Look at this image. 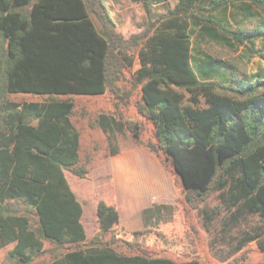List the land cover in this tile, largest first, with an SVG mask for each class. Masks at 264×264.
Segmentation results:
<instances>
[{
  "label": "trees",
  "instance_id": "16d2710c",
  "mask_svg": "<svg viewBox=\"0 0 264 264\" xmlns=\"http://www.w3.org/2000/svg\"><path fill=\"white\" fill-rule=\"evenodd\" d=\"M133 1L146 7L149 3ZM236 1L245 5V18L254 15L250 5L264 6V0H213L210 11ZM204 2L178 0L144 33L125 39L114 31L104 0H0V108L5 125L0 131V247L13 242L8 254L12 260L29 263L44 251L41 237L58 244L85 241L82 204L63 169L78 176L86 171L74 167L80 137L70 118L72 100L15 103L4 96L103 94L119 79L121 66H132L133 52L128 51L138 39L142 40L136 51L139 67L132 74L134 84L140 85L136 108L152 123L157 142L144 147L157 157L159 149L166 155L188 202L193 199L190 193L214 194L217 205L198 213L218 260L226 261L252 241L264 256V74L231 79L232 84L226 85L212 80L202 67L195 68L191 53L194 20L203 23L201 31L213 41L230 33L238 42L254 44L264 40V19L250 30L229 31L211 14H196ZM89 8L104 34L96 29ZM263 50L264 46L253 52ZM203 63L213 69L214 61ZM98 123L111 154L117 152L116 132L129 129L139 138L138 122L101 113ZM9 202L34 209L36 228L26 213L9 212ZM96 213L101 233L118 223L117 209L103 200ZM51 264L201 262L127 255L85 242L83 248L68 250Z\"/></svg>",
  "mask_w": 264,
  "mask_h": 264
},
{
  "label": "rangeland",
  "instance_id": "374dc122",
  "mask_svg": "<svg viewBox=\"0 0 264 264\" xmlns=\"http://www.w3.org/2000/svg\"><path fill=\"white\" fill-rule=\"evenodd\" d=\"M108 12L115 23L114 31L121 33L125 39L144 33L151 23L159 16L173 8L178 0H149L146 7L142 1L133 0H104ZM213 0H205L196 10L197 15L211 14L229 31L250 30L264 19V6L250 5L254 15L245 18L242 2H228L219 9L210 11ZM89 15L96 29L104 34V27L97 16L90 10ZM195 32L191 35L192 55L212 56L219 65L230 74L233 80L253 79L257 73L264 74V59L262 52L253 50L264 46V40L257 39L254 44L244 41L238 42L230 33H225L216 41L210 40L201 30L203 23L193 21ZM217 29L218 27L215 26ZM221 34V33H219ZM142 45V40L131 45L129 53L133 52L131 67L121 66V73L117 81L108 85L107 91L100 95H36L29 93H8L4 99L10 102L22 103L30 101H45L49 99H70L74 102L73 112L70 116L74 126L79 131L80 147L79 160L74 166L84 169L83 176L75 175L71 170L63 169L64 176L82 204L83 212L81 222L86 232V239L80 243L58 244L41 237L42 252L38 253L26 264H51L52 260L62 253L76 248H83V243L98 247L109 246L117 252L134 255L142 254L150 257L171 255L175 252L179 241L184 236L182 230L191 229L193 237L199 242L201 251V264H264V256L259 251L254 241L246 247L231 255L226 261H220L210 251V237L203 228L202 219L198 210L203 207L213 208L218 201L213 193L206 197H199L190 193L192 202L186 200V194L180 180L174 174L170 161L159 149V160L164 170L173 172L175 176L176 203L174 206L163 207L153 203V196L159 193L150 192L148 182L143 178V173L130 166L125 173L126 178L120 185L111 184V158L110 145L106 134L98 123L101 113L112 114L122 122L139 123V138L129 129L116 132L113 143L117 150L124 151L133 146H144L149 142L157 145L155 129L150 121L140 116L137 112L136 102L140 100V85L134 84L133 72L139 67L136 51ZM253 49H250L252 48ZM221 66V68H222ZM232 84V82L226 83ZM3 114L0 108V131L5 130ZM146 148V147H145ZM149 150V149H148ZM144 164H148V156L138 154ZM151 171L153 178L166 173L161 166L156 167L152 156ZM128 172V173H127ZM159 172V173H158ZM99 200L113 205L119 211L121 220L106 233L99 230L96 207ZM93 203L95 205H93ZM196 206V208H194ZM9 212L27 214L33 228H36L37 215L35 210L20 202H9L6 205ZM118 213V215H119ZM216 223V222H215ZM217 224V223H216ZM186 236V235H185ZM168 245L169 250L164 248ZM13 242L0 247V264H24L16 262L9 257ZM218 248L227 250L226 245L219 244ZM173 250V251H172Z\"/></svg>",
  "mask_w": 264,
  "mask_h": 264
},
{
  "label": "crops",
  "instance_id": "0c3cea01",
  "mask_svg": "<svg viewBox=\"0 0 264 264\" xmlns=\"http://www.w3.org/2000/svg\"><path fill=\"white\" fill-rule=\"evenodd\" d=\"M193 56L196 57L194 67L195 68L202 67L204 70L208 71L207 74L210 78H212V80H218L223 84L229 83L231 81L232 78L229 77L230 74L226 72L223 66L219 65L212 56L209 55L200 56V54ZM206 59L214 61V66L212 70L207 69V65L203 63V60ZM141 153L144 154L145 158L148 156L147 157L148 158L147 160L149 162L148 164H144V161H142L141 158L139 157L138 154ZM152 156H154L155 158L156 167L160 165L161 169H163V166L156 158V156L150 150H148L142 145L127 148L126 150L119 151L118 153L113 155V157L111 158V184L114 186L120 185L123 181L121 179L126 178L125 172L127 170H130V166L134 170L138 168V171L143 173L142 175L145 181L148 182L150 192L159 193L158 195L153 196L152 199L154 201L152 204H159L160 206L163 207H170V206L173 207L174 204L176 203V198H177L175 181H174L175 176L173 172L163 169V172L166 173L165 176L164 174L163 175L160 174V176L158 175L156 178H153L151 171L152 170L151 162L153 161ZM93 205L95 204L93 203ZM119 219L121 220L120 213H119ZM182 231H183L182 234L184 236L179 241L178 248L175 252L176 257H173L171 255H165L163 257L170 258L177 262H185L192 259H196L201 262L200 255L203 248H201L199 242H197L193 237L192 238L188 237L189 234L193 235V231L188 228H185ZM245 247L246 245H244L242 249H244ZM164 249L169 250L170 248L167 245Z\"/></svg>",
  "mask_w": 264,
  "mask_h": 264
}]
</instances>
